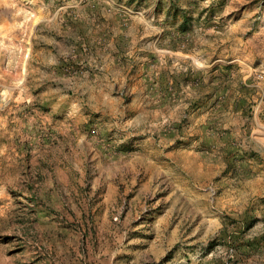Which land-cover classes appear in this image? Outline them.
I'll return each instance as SVG.
<instances>
[{"label": "rangeland", "instance_id": "rangeland-1", "mask_svg": "<svg viewBox=\"0 0 264 264\" xmlns=\"http://www.w3.org/2000/svg\"><path fill=\"white\" fill-rule=\"evenodd\" d=\"M264 0H0V264H264Z\"/></svg>", "mask_w": 264, "mask_h": 264}, {"label": "built area", "instance_id": "built-area-1", "mask_svg": "<svg viewBox=\"0 0 264 264\" xmlns=\"http://www.w3.org/2000/svg\"><path fill=\"white\" fill-rule=\"evenodd\" d=\"M264 75V67H261V70H260V77H262Z\"/></svg>", "mask_w": 264, "mask_h": 264}]
</instances>
